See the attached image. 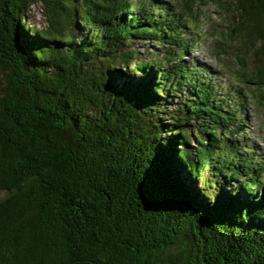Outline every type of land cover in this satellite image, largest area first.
I'll return each mask as SVG.
<instances>
[{"label":"trees","instance_id":"obj_1","mask_svg":"<svg viewBox=\"0 0 264 264\" xmlns=\"http://www.w3.org/2000/svg\"><path fill=\"white\" fill-rule=\"evenodd\" d=\"M206 4L0 0V264H264L246 112L264 103V0L216 2L221 35L243 36L223 90L191 55Z\"/></svg>","mask_w":264,"mask_h":264},{"label":"rangeland","instance_id":"obj_2","mask_svg":"<svg viewBox=\"0 0 264 264\" xmlns=\"http://www.w3.org/2000/svg\"><path fill=\"white\" fill-rule=\"evenodd\" d=\"M221 1L228 2L229 0ZM216 2L217 0H207L206 6L202 8L205 17L197 31L204 39H201V37L197 39L196 47L191 55L195 56V60L198 58L199 61L212 65L214 73L217 74V76H212V79L216 80L219 89L223 90L228 86L230 88L235 86L236 88L240 83L234 54L243 50L241 43L243 36L238 33L234 39H226L221 35L229 30V27L233 24V17L230 12L216 7ZM27 14L31 24L39 29L46 27V20L42 15V10L39 5H32L27 11ZM223 46L228 53L220 54V47ZM143 56L145 57L146 55L143 54ZM192 56L190 57L191 61H193ZM245 59L250 65L256 64L250 53ZM246 89L245 87L243 91L245 90L247 92ZM254 90L257 91L256 87H254ZM247 94L250 96L249 91ZM254 101V99H250L249 106H247L246 110L247 116H249L247 131L251 136L248 142L251 144L255 142L259 147V151L264 154V103L257 105Z\"/></svg>","mask_w":264,"mask_h":264}]
</instances>
